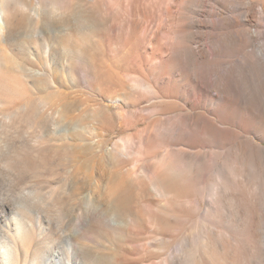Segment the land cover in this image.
Returning <instances> with one entry per match:
<instances>
[{
    "label": "rangeland",
    "instance_id": "1",
    "mask_svg": "<svg viewBox=\"0 0 264 264\" xmlns=\"http://www.w3.org/2000/svg\"><path fill=\"white\" fill-rule=\"evenodd\" d=\"M121 1L0 0V254L13 247L12 264H264L260 164L198 140L180 119L179 88L162 79L163 32L179 23L180 0L156 17L150 0L123 12ZM226 169L245 181L223 179ZM89 196L126 197L132 215L81 231Z\"/></svg>",
    "mask_w": 264,
    "mask_h": 264
},
{
    "label": "bare ground",
    "instance_id": "2",
    "mask_svg": "<svg viewBox=\"0 0 264 264\" xmlns=\"http://www.w3.org/2000/svg\"><path fill=\"white\" fill-rule=\"evenodd\" d=\"M102 1L99 0L101 4ZM171 1L173 0H150L147 10L152 17H156ZM208 1L180 0V12L174 15L179 18V23L169 32H163L161 47L169 65L162 79L167 83L174 82L179 88L180 100L184 105L180 103V107H177L187 112L184 116L181 115L180 119L190 121L198 140H209L215 144L231 143L237 157L260 164L261 178L264 179V147L251 138V135L264 137V31L258 23L259 18L264 20V10H257L253 1L249 0ZM127 2L122 0L117 7L123 12L127 10ZM106 4L104 3L105 7ZM0 7L2 33L6 31L4 28L9 26V23L5 10L2 5ZM159 35L160 28L154 37ZM185 107L190 109L189 113ZM226 119H229L232 125H227L224 122ZM220 120L224 123L219 122ZM174 127L177 128L176 125ZM177 129L182 131L183 127ZM176 131L178 132L174 130L171 134ZM194 156L200 163H205V156ZM222 177L237 183H242L246 178L241 173L234 176L227 169L222 173ZM129 200L125 197L108 202L89 196L86 205L88 213L83 214L79 220L81 231L95 219L104 221L111 227L125 225L132 215L129 211ZM171 218L173 222L176 221L175 216ZM38 221L39 229L43 230L42 223ZM28 230L29 227L18 225L17 236L24 237ZM207 237L205 244L209 241ZM69 246L72 249L71 244ZM4 249L0 254V264H12L13 247ZM84 250L81 248V252ZM103 259L101 260L105 261L107 258ZM213 259V264H219L220 259L214 256ZM101 260L99 261L102 262ZM54 264L88 263L76 260L74 256L73 260L67 263L58 258Z\"/></svg>",
    "mask_w": 264,
    "mask_h": 264
}]
</instances>
